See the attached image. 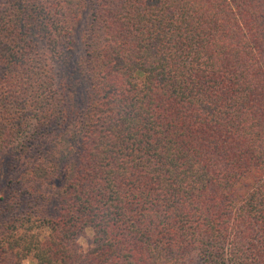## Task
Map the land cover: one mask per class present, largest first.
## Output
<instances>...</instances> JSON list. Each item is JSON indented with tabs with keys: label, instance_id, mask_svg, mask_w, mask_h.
<instances>
[{
	"label": "trees",
	"instance_id": "trees-1",
	"mask_svg": "<svg viewBox=\"0 0 264 264\" xmlns=\"http://www.w3.org/2000/svg\"><path fill=\"white\" fill-rule=\"evenodd\" d=\"M29 259L264 264V0H0V264Z\"/></svg>",
	"mask_w": 264,
	"mask_h": 264
},
{
	"label": "rangeland",
	"instance_id": "rangeland-1",
	"mask_svg": "<svg viewBox=\"0 0 264 264\" xmlns=\"http://www.w3.org/2000/svg\"><path fill=\"white\" fill-rule=\"evenodd\" d=\"M91 3L88 5V8L86 9L83 19L81 20V23L79 25L78 30L76 31V45H75V57L80 58L83 57L84 55V50L86 49V43H87V35L90 33L91 30V21H92V10H91ZM77 61V60H76ZM48 234V230L43 231V236ZM92 237L91 232H87L84 237L80 238V244L86 248L88 246V243L90 242V239ZM27 264H36L32 260H28Z\"/></svg>",
	"mask_w": 264,
	"mask_h": 264
}]
</instances>
